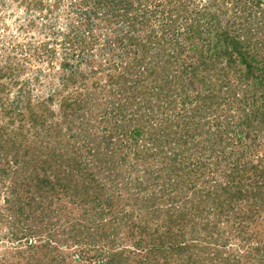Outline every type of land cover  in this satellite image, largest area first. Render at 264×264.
<instances>
[{"label": "rangeland", "instance_id": "374dc122", "mask_svg": "<svg viewBox=\"0 0 264 264\" xmlns=\"http://www.w3.org/2000/svg\"><path fill=\"white\" fill-rule=\"evenodd\" d=\"M209 1L134 0V8L131 9L130 16H127L124 10L126 4L124 0H0V88L1 85L4 86L2 90L0 89V95L6 103L24 102L30 96L35 109L48 117L47 110L43 109L40 102L53 90L62 88V75L65 72L63 62L69 59L70 62L77 63L78 59L82 57V55L79 57L82 54V45H86L85 47L90 53L88 56L90 63H86L87 57L83 61L84 64L86 63L85 69L90 68L89 65L104 67L91 75L89 80L92 88H98V86L92 85L94 80L105 81L111 75L110 73H116V69L109 68L114 61L120 62V69H123L127 62L136 59L134 57L137 49L145 45L138 54L142 59L146 56L145 68L149 66L154 68L155 72L157 70L161 78L159 83L163 84L165 89L168 88L166 81L168 78L172 83L171 91H173L170 96L174 99L178 98L176 105L171 107L172 101H166L167 97L164 94L155 96V98L157 97V125L161 127V117H175L176 115L184 123L185 120L181 113L184 115L194 113L193 119L197 120L204 114L207 120L206 126L210 127L208 133L217 137V130L224 129V125L219 127V123H225L227 119L225 114L230 109L229 104H233V101L217 100V98H223L227 91L224 86L223 70L224 68L229 69L231 80L236 84V75H239L237 72L240 71L239 68H242V65L237 55H234L235 67L233 69L228 67V54L225 50L229 44L226 39H220V33H217L224 31L223 24L227 23V19L232 20L238 12L232 8L231 0L230 2L225 0L227 3L221 0V4H225L222 7L225 11L227 10V13H220L221 21L224 23H209L212 22L210 14H208L210 8L207 9ZM201 12L204 14L200 15ZM89 13L90 22L87 19ZM145 14H147L148 20H145ZM133 21L135 24L137 23L135 30L130 27L134 23ZM236 22L240 23V20L238 19ZM232 31L235 32L238 29L232 28ZM128 33H133L141 45L130 44L131 42L127 39ZM77 35L80 36V39H84L82 45L78 42ZM70 51L76 53V58H69ZM201 57H207L208 69L200 67V76L195 78L198 79V82L195 84L194 90H188L191 98L197 93L202 95L200 102L197 103L195 98L183 101L181 94L184 98L186 95L183 93L184 86L181 80H183L182 78L186 80L191 74L184 71L182 63L184 60H200ZM167 59H169L170 66L168 63H164ZM120 69L118 68L117 71ZM145 74L147 79L143 77L145 81H141V85H144L143 87L148 91L155 90L157 73L150 75V72L146 71ZM73 88L75 87L71 86V89ZM62 94L57 93L54 101H50L49 108H47L56 110L57 116L62 107L60 101ZM114 98L113 95L106 94L102 90L97 96L94 94V98L90 100L91 106L86 108H92L98 115L102 114L104 109H108L109 114L103 113L106 122L95 118L96 122H92L89 129L91 128L90 132L94 134L92 137L97 139L93 141V147L100 151L97 157L105 159L110 156L109 158L116 161L117 167L113 168L101 164H91V170L94 171L97 178L93 181L94 184L105 186L104 197L110 194L115 197L116 205L113 212L107 210L106 214L101 215L100 211L95 209L97 203L95 206L91 202L96 193L94 187L89 191L90 196L86 194V197L83 193L81 196H72L71 193L66 194L63 190H55V192L43 193L42 197L45 198L41 199V194L36 192V198L30 205L31 194L26 191L28 187L20 185L19 182H23L21 176H24L32 185L31 183L36 179H31L35 171L34 166L25 165L22 167L21 165L17 166V163L12 164L20 174V181L16 180L15 182L14 174L4 176L5 173L1 169L5 165L0 158V264H110L108 257H111V253L123 249L126 250V255L131 257L130 260L126 258V263L148 264L143 263L145 259L143 257L145 253L149 255L147 247L153 242L157 244L156 264H166L165 260H168L167 264H188V255L191 254L195 257L194 259L198 260H201L202 256L203 259L200 262L204 264H224L223 260L218 258L215 260L216 256L209 252L211 250L212 253L213 248L225 241L221 240L219 233L221 229L225 231V236L231 239L227 242V251L237 253L256 250L259 243L258 238L264 233L263 214L256 220H249L246 223L245 228L252 235L249 236L250 239L244 240L234 237L231 228L240 226V223H243L241 219L238 221L235 213L230 214L225 211L219 221L217 215L211 211L212 206L207 203L203 204L206 206L204 219L215 223L212 226L213 239L210 236L211 233H207L208 231L205 233L202 230L204 234L198 236L194 230H187L186 238L180 239L186 245L184 255L170 250L168 247H171L173 242L171 240L163 241L161 232L157 231V239L153 238L149 232H146L144 236L140 235L139 229L133 226L134 222L152 223V227L165 231L163 221L166 217L165 209L168 201H161L165 205L164 211L161 213L157 211L155 203L149 204L148 207H144L143 203L149 195L152 196L154 193L159 201L161 196L159 191L161 186L159 185L166 186V184L173 183L171 177L175 172L172 161H170V156L173 153L172 148L177 153H181L177 163L179 161L182 170L183 184L179 190L182 196L185 195V191L189 192L187 195H194L191 194L194 188L189 185L190 179H195L197 187H202L203 181L209 176L219 175L221 171L216 167H223V165L226 167V158L229 159V156H225V153L220 151L222 147H218L219 151L215 150L211 158L207 155L213 150L207 149V152L204 153L193 144H174L175 141H173L172 147L168 142L163 145L165 150L171 154L165 158L160 153L163 148L160 141H157V131H149V128V130L145 128L136 132L130 129V119L139 110L137 102L135 105L128 106L126 105L128 101H123L126 111L125 114H119L118 102ZM4 101H0V136L4 126L8 124L6 140H3L4 144H1L5 148L8 158L15 155L12 141H17V145L20 140H25L20 149L21 153L26 148L34 147L36 142H41V138L46 139L47 145L57 143L56 135L50 133L48 129L43 127L28 129L29 125H32V119L25 107L20 108L21 115H17V112L13 118L7 117ZM218 101H221L220 105ZM199 105L204 112L195 114L197 110L202 111L199 109ZM143 111L146 113L145 109ZM235 111L230 112H234L236 115ZM12 119H14L13 122ZM148 120L149 118L146 117L144 121L149 124ZM49 121L51 122V120ZM24 122L27 130L20 132L19 138L7 141L10 135L14 136L13 132L16 129H21V124ZM107 123L113 127L110 129L116 131L115 136L111 139L102 137L101 126ZM183 125L177 128L181 130L179 134L184 133ZM260 128L261 126L253 129L254 136L258 133L263 135L264 130L261 132ZM22 133H25V137L21 136ZM220 133L223 134L221 129ZM232 135L234 141L231 140L234 144L226 149L227 152L230 149L242 150L252 158H255L258 153L264 155V141H261L260 146L256 147L259 144L254 145V142L247 139L244 131L238 130L232 132ZM50 136L53 138L51 139ZM258 142L260 141L258 140ZM203 145L209 146L210 141L204 142ZM49 149L51 148L46 147L47 155ZM114 150L118 151L116 155ZM1 153L0 149V157ZM57 153L66 155L67 150L62 147ZM41 154L46 156L44 153ZM107 154L109 156H106ZM63 155L53 158V167H59L61 170L66 168V163L62 162ZM88 156L91 157V155ZM203 158L207 160V164L204 168L201 167L199 172H195L197 162ZM231 161L233 160L231 159ZM38 164L39 162H37ZM13 167L9 166V171L12 173L14 172ZM108 169L110 171L106 172ZM116 170L122 174L118 175ZM194 172L195 174H193ZM48 175L53 178L51 169ZM158 175H161L159 180ZM165 176L166 183L163 180ZM78 181L85 180L79 177ZM16 185L20 186L19 195L18 192H15ZM168 187L171 189L170 185ZM174 192L175 190L168 193L173 194ZM47 197L56 200L55 203L48 205L47 203L50 201L46 202ZM85 198H89L90 201L85 202ZM23 203H26L27 207L25 205L24 212L21 213L20 209ZM248 203V200H243L238 209L246 210L250 206ZM128 211H131L132 214L125 216ZM115 213L119 214V218L114 217ZM139 239L144 241H142L144 244L142 248L138 245ZM211 239L212 241H210ZM204 246L208 247V250L202 251ZM160 249L161 251H159ZM247 258L241 264H264V259L259 260V256L256 254L252 253Z\"/></svg>", "mask_w": 264, "mask_h": 264}, {"label": "trees", "instance_id": "16d2710c", "mask_svg": "<svg viewBox=\"0 0 264 264\" xmlns=\"http://www.w3.org/2000/svg\"><path fill=\"white\" fill-rule=\"evenodd\" d=\"M124 1H126L124 10L126 11L127 16H130L131 9H133L135 5L134 0ZM231 1L232 8L238 13L233 17L232 20L227 19V23L223 24L225 28L224 31L217 33H220V39H226L227 43L229 44L225 50V52L228 54V67L232 69L235 67L234 64L236 61L234 55H237L239 61L241 62L242 68H239L240 71L237 70L239 75H236V84H234V82L231 80L229 69L224 68L223 70L222 75L224 76V86H226L227 91L224 94V99L217 98V100L233 101V104H229L230 109L225 114L227 117L225 123H219V127L224 125V129L220 128L223 134L220 133V129L217 130V137L216 135L214 136L208 133L210 127L206 126L205 122L207 120L204 117V114H202L197 120L193 119L194 113L192 115L188 113V115H184V113H181V116L185 120L184 123H182L180 118L178 116L176 117V115V118L174 116L161 117V127L157 125V97L155 98V96L164 94V96L167 97L165 99L166 101H172L171 107L176 105L178 98L174 99L170 96V93L173 91H171L172 83L168 80V78L166 79L168 88L165 89L164 85L159 83L161 78L159 77L157 70L155 72V69L150 68L149 66L145 68L144 61H146V56H144L142 59L139 58L138 55L139 52H141L140 49H143L145 45L137 49L135 52L136 56L134 57L136 59L134 61L127 62L123 69H120V62L114 61V63H112L109 68L116 69V73H110L111 75H109L108 79H105V81L94 80L92 85H95V87L98 86V88H92L89 80L91 75H94V73L99 71L100 68L104 67H92V65H89L90 68L85 69V64L90 63V59H88L90 53L85 47L86 45H82L84 39H80V36L77 35L78 42L82 45V54H80L79 57L81 55L82 57L78 59L77 63H72L69 61V59H66L63 62V70H65V72L62 75V88L53 90L46 98H42L43 100L40 102L43 109L45 111L47 110L46 115H48V117L42 113H39V111L35 109L30 96L28 97V100L24 102L11 101V103H6L2 99V95H0V101H4V105L6 104L7 117L13 118L17 112V115H21L20 108L25 107L32 119V125H29L28 129H30V127H43L44 129L50 130V133L52 132L57 137L55 139L57 140V143L54 145H51V143L47 145L46 139L41 138V142H36L34 147L26 148L23 150V153H21L20 149L25 140H20L17 145V141L15 142L12 140L19 138L20 132H25V130H27L25 126L26 123L24 122L21 124V129H16V131L13 132L14 136L10 135V137L7 138V141H12V146L15 150V155L8 158L5 154V148L1 145L4 144L2 141L6 140L5 138L8 132V124H6L3 128L4 130L1 132L2 137L0 136V149L2 152L0 158L5 166L8 165V167L4 166L3 169H1L3 173H5L4 176L14 174L15 182L16 180L18 182L20 181V174L18 169L13 167L12 164L17 163V166L21 165L22 167L25 165H28L29 167L34 166L35 171L33 173V177L31 176V179H36L31 183L32 185L28 183V180L25 179L24 176H21L23 182H19L20 185H25L28 187V190L26 191H29L31 194H29L31 196L29 200L30 205L33 203L32 200L36 198V192L41 194V199L45 198L42 197L43 193L47 194L48 191L55 192V190H63L66 194L71 193L72 196H81V193H83L84 197H86V194L87 196H90L89 191L92 187H94L96 193L91 202H93L95 206V203H97L95 209L98 212L100 211L99 214L101 215L106 214L105 211L107 210H109V212H113V209L116 205L114 202V195L110 194L107 197H104L106 194L104 189L105 186L97 183L94 184L93 181H95L97 178L94 171L91 170V164H101L110 168L117 167L115 163L116 161H114L112 158H109L110 156L108 154L106 156L109 157L105 159H100L97 157L99 156L100 151L93 147V141L94 139H97L92 137L94 134L90 132L91 128L89 129L90 124L94 121L96 122V120H94L95 118H99L97 120L102 122L105 118L104 116L109 114L108 109H104L103 113L105 115H103V113L100 115L96 114L92 108L86 109L88 106H91L90 100L94 98V94L97 96L98 93L103 90V92L106 94L108 93L115 97L114 100L118 102L119 106V114H125L126 105H135L137 102L136 104L139 107V110L136 109V115L134 114L133 118L130 119V129L135 130L136 132H139V130H143L145 128L147 130L150 129L149 131H157V141H160V145H162L161 147L163 148L160 153L164 155L165 158H168V155L171 154L169 151L165 150L163 145L168 142L170 147H172L173 141H175L174 144H193L204 153L207 152V149L213 150L207 155V157L211 158L212 154L215 153V150L219 151V149L222 147L220 151L224 152L225 156H229V159L226 158V167H224V165L223 167H216L221 171L219 175H215L213 177L209 176L208 179L203 181L202 187H197L195 179H190L189 185L190 187L194 188L191 194L194 195H187L189 192L185 191V195L182 196V193L179 191L183 184L181 179L182 170L179 161L177 163V160L180 158L179 154L181 153H177V151L172 148L173 153L170 156V161H172V167L175 174L173 173V177H170L173 179V183L166 184V186H162L161 184L159 185L161 186L159 188L161 194L159 201H157L155 197L157 195L154 193L152 196L149 195V197H147V199H145L146 201L143 203L144 207H148L149 204L151 205L152 203H155L157 211L161 213L164 211L163 208L165 207L161 201H168V205H166L167 207L165 209L166 217L163 221L165 231L159 230L156 227H152V223H143V221L140 223L134 222L133 226L139 229L140 235L144 236L146 232H149L153 238L157 239V231L159 233L161 232V239L163 241L171 240L173 242L172 245H170L171 247L168 248H170L172 251H176L178 254L184 255L186 245L180 239L186 238L187 230H194L196 233H198V236L199 234H204L202 230H204L205 233L208 231L207 233H211L210 236L213 239L212 234H214V231L212 230V226L215 223L211 222L209 219L208 221L207 219H204L206 206H203V204L207 203L210 204L209 206H212L211 211L214 212L213 214L217 215L219 221L223 212L228 211L230 214L235 213L237 220L239 221V219H241V222L243 223H240L241 225H238L236 228L231 227L233 230V236L244 240L250 239L249 236L252 234L248 233L249 231H247V228H245L247 226L246 223L249 222V220H256L262 214L264 215V155H259L258 153L255 158H252L242 150L234 151L236 149H230L227 152L226 149L230 148L229 146L231 144H234L232 143L234 141V139H232L234 138L232 132H236L238 130L244 131L246 138L254 142V145L259 144L256 145V147H259L261 141H264V133L263 135L258 133L257 135L255 134V136L253 134V129H257V127L261 126L259 130L261 132L264 130V0ZM224 2L227 3L225 0ZM221 3V0L209 1V6H207V9L210 8V13L208 14H210L209 17H211L212 21L209 23H224L221 21L220 13H227V10L225 11L222 7L225 4L222 5ZM203 14L204 12H201L200 15ZM146 16L147 14H145L144 18L145 20H148V17ZM87 19L89 22L91 21L90 13L88 14ZM238 19L240 20V23L236 22ZM136 25L137 23L135 24V22L131 24L130 27L132 30H135L134 28ZM232 28H237L238 31L233 32ZM127 39L131 42L130 44L136 43L141 45V43L133 36V33H128ZM70 55V59L76 58V53L71 52ZM85 59L87 61L84 64L83 61ZM164 63H168L170 66L169 59L164 61ZM208 64L209 62L207 61V57H201L200 60L197 59L192 61H183L182 65L184 71H187L188 73L190 72L191 74L186 80L184 78L181 80L183 83L182 85L184 86L182 90L186 95V98H184L181 94L183 101H186V99L193 100L195 98L197 103L200 102V97L202 95L197 93L196 95L192 96L193 98H191L189 96L190 92L188 90H194L193 88L198 82V79L196 80L195 78L200 76V67L208 69ZM118 68L120 69L119 71H117ZM145 69L147 72H150V75L157 73V80L155 81V83L157 82V86H154L155 90L152 89L151 91H148L145 87H143L144 85H141V81H145V79H147ZM143 77L145 78L144 80ZM248 84L252 86H249ZM71 86L75 88L71 89ZM3 87L4 86L1 85L0 89L2 90ZM166 92L168 96L165 95ZM57 93L62 94V98L60 99L62 107L58 116L56 110L47 109L49 108V102L54 101L55 95ZM123 101H128V104L124 105ZM247 101H249L248 104ZM218 103L220 105L221 101H218ZM96 106L98 105L96 104ZM198 107L202 111L197 110L195 111V114L198 112H204L200 105ZM144 109L146 110V113L143 111ZM230 111H235L237 114L235 115L234 112ZM146 117L149 118V124L144 121L146 120ZM49 120H51V122ZM13 121L14 119H12V122ZM104 122H106V120H104ZM182 125L184 133L179 134L181 130L177 128L181 127ZM110 128L113 127H110L108 123L101 126L103 138L111 139L115 136L116 131ZM21 136L25 137V133H22ZM50 137L51 139L53 138L52 136ZM258 140L260 142H258ZM208 141H210L209 146L203 145L204 142ZM46 147L51 148L48 150V155L46 153ZM62 147L66 148V155L57 153L60 152V148ZM218 147L220 148L218 149ZM117 152L118 151L114 150L115 155ZM41 153H44L46 156H42ZM87 154L91 155V157ZM62 155V162L66 163L65 167L67 168L63 170H61L59 167H53V158L61 157ZM231 159L233 161H231ZM95 161L97 162L95 163ZM10 162H12L10 165L13 167V173L9 171ZM37 162H39L38 165ZM206 164L207 160L204 158L201 159L196 164L195 172H199V169L201 167L204 168ZM50 169L51 173L53 174V178H50L48 175ZM108 171L110 170L108 169L106 172ZM116 172L118 175L122 174L119 170H116ZM195 172L193 174H195ZM160 176L161 175H158V180ZM79 177L83 178L85 181H78ZM204 178L206 177L204 176ZM163 180L164 183H166V176ZM169 185L171 189H169ZM173 189L175 190L173 194L168 193L174 191ZM15 190V192H18L19 195L20 186L16 185ZM46 199V202L50 201L47 203L48 205H52V203H55L56 201L51 200L49 197ZM138 199L136 200L138 201ZM243 200H248V205H250L246 210H241V208L238 209L239 204H241ZM86 201L89 202V198H85V202ZM25 205L26 203H23L21 206V213L24 212ZM130 214H132L131 211H128L125 216ZM114 217L119 218V214L115 213ZM200 222L203 225H200ZM219 233L221 235V240L223 239L225 241L220 242L218 247L213 248L214 251L212 253L209 249L210 254L216 256L215 260H217V258L221 261L223 260L224 264H241L244 259L250 257L252 253L259 256V260L264 259V233L258 238L259 243L256 250L253 252L239 251L237 253L227 251V242L231 239L225 236V231H222V229L219 231ZM212 239L210 241H212ZM142 241V239L138 240V245L141 248L144 245ZM147 249L149 251V255H147L148 253H145V256L143 257L145 258L143 263L156 264L158 257L157 244L154 242L152 245L148 244ZM206 249L208 250V247L204 246L202 251H206ZM159 251H161V249ZM111 254L112 258L108 257L110 264H128L126 263V258L128 260L131 258L130 256L126 255V250L124 249L118 252L113 251ZM117 257H119V259H117ZM210 257L212 258V256ZM194 258L195 257L192 256V254L188 255V264H204L200 262L203 259L202 256L200 257L201 260ZM112 261L116 262L113 263ZM165 261L168 263V260Z\"/></svg>", "mask_w": 264, "mask_h": 264}]
</instances>
